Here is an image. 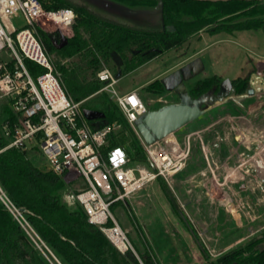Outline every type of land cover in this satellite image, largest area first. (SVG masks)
<instances>
[{
  "label": "trees",
  "instance_id": "trees-1",
  "mask_svg": "<svg viewBox=\"0 0 264 264\" xmlns=\"http://www.w3.org/2000/svg\"><path fill=\"white\" fill-rule=\"evenodd\" d=\"M39 1L45 11L70 10L74 14L70 27L72 36L66 38V45L60 49L56 48L61 41L58 32L35 30V36L68 97L74 102H82V111L101 115L87 120L89 124L95 127L113 123L122 125L119 131L110 135L102 153L121 147L133 162L142 164H147L148 160L134 131L107 95L98 93L102 84L96 79V73L104 68L102 64L111 68L114 77L121 78L200 32L230 35L239 31H264V1L110 0L135 12L151 13L153 19L156 18L154 25L104 15L77 0ZM167 26H172L174 31L167 32ZM11 38L17 47L14 35ZM69 59L72 60L70 64L63 63ZM22 62L33 78L46 71L23 56ZM9 68H13V61ZM249 80L250 75L232 79L231 91L225 96L243 95ZM222 81L218 76L203 78L193 84L188 94L192 99L209 92L217 94ZM144 91L155 96L166 92L157 80ZM95 94L101 99L99 107L87 106L89 98ZM4 111L11 124L14 116L9 102ZM6 144L0 131V187L17 209H25L22 213L26 221L59 264H159L142 234L141 254L130 250L120 253L98 226L88 223L79 203L66 204L63 195L67 185L61 177L34 166L27 151H1ZM156 181L171 210L183 219L184 215L165 181L161 177ZM107 225L110 226L111 222ZM187 227L197 243L203 264H264V233L251 238L246 245L237 246L211 260L193 228L188 223ZM47 255L45 253L56 264ZM0 264H49L1 202Z\"/></svg>",
  "mask_w": 264,
  "mask_h": 264
},
{
  "label": "rangeland",
  "instance_id": "rangeland-1",
  "mask_svg": "<svg viewBox=\"0 0 264 264\" xmlns=\"http://www.w3.org/2000/svg\"><path fill=\"white\" fill-rule=\"evenodd\" d=\"M77 1L87 3L104 15L122 18L121 20L136 21L144 25L156 23V18L154 20L151 13L135 12L110 0ZM7 25L16 31L25 27L20 16H14L7 21ZM40 29L47 33L57 32V29L48 23L40 26ZM63 30L65 38L72 36L71 29L63 27ZM203 33L199 39L194 35L179 47L158 55L142 73L135 72L122 76L119 78L117 88L125 91L137 90L150 111L163 107L164 105L155 101L159 96L144 91L149 84L134 87L137 79L140 78V74H143L140 78V81H143L162 70H166L167 75L173 70L176 71L177 66L183 64L179 61L190 55L193 50L196 51L220 37H211L210 34ZM235 37L232 44L219 43L200 54L207 68L202 78H192L191 70L180 74L184 93L188 94L196 81L205 76L210 77L212 73L220 74L224 80L241 75L238 72L246 60L247 52L251 49L264 52L263 30L236 34ZM236 41H240L239 48L235 44ZM11 59L12 55L8 49L0 52V61L10 62ZM71 62V59L63 61L66 64ZM102 65L111 71L109 66L104 63ZM247 70L248 73H245L244 77L250 75L248 88L254 91L252 96L244 93L240 96H224L218 100L215 99V94L205 93L198 103L202 115L155 144L156 148L165 151L174 147L171 142L178 146L176 152L181 153L179 160L181 168L167 178L165 183L194 229L199 242L208 251L211 260L237 246L246 245L252 237L264 233V104L261 103V99L264 98V61L261 65L259 63L250 65ZM174 95V91L166 90L161 97L169 104H176L178 100ZM97 96L95 94L89 98L86 105L99 107L101 99ZM255 99L257 108L248 113L247 106ZM7 105V101L0 100V131L7 119L4 111ZM135 136L143 148L138 132ZM242 138L245 139L244 144ZM260 150L262 157H255ZM29 158L34 166L44 170L45 160L41 154L29 152ZM144 166L151 171L149 165ZM138 192H141L142 197L119 202L112 206L111 211L134 252L139 253L140 234H145L160 257L165 258L174 244L180 246L184 243L182 235L186 232L170 210L155 180L148 182ZM146 197H149V200ZM166 228L170 233L167 231L169 235L161 238ZM27 237L48 263L53 264L52 260L45 256L46 250L43 254L28 235ZM195 250L192 246V264L198 262ZM53 261L58 264L54 259Z\"/></svg>",
  "mask_w": 264,
  "mask_h": 264
},
{
  "label": "built area",
  "instance_id": "built-area-1",
  "mask_svg": "<svg viewBox=\"0 0 264 264\" xmlns=\"http://www.w3.org/2000/svg\"><path fill=\"white\" fill-rule=\"evenodd\" d=\"M62 12L71 15L68 22L70 30L74 20L70 10L45 11L39 0H0V52L8 49L12 55L10 62L13 61L12 69L9 68L10 62L0 61V100L9 102L14 116L11 124L6 120L2 126L1 133L7 144L1 151L14 149L41 154L45 160L44 170L61 177L67 185L63 195L66 204L71 206L79 203L88 223L98 226L120 253L130 250L135 254L111 208L129 200L157 177L167 181L181 168V153L176 152L178 146L175 142H171L174 147L165 151L155 147L157 142L148 146L141 140L151 171L145 164L133 162L121 147L102 153L110 135L121 129L122 125L113 123L95 127L88 123L82 112V102H74L68 97L35 36L36 28L40 29L46 23L62 33L63 27L58 26L54 20V15ZM14 16H20L25 23V27L19 31L7 25V21ZM22 32H27L37 47L40 54L38 58L22 50L18 38ZM12 35L17 47L12 41ZM16 48L24 58L42 66L46 71L33 78L23 65L22 56ZM96 79L102 84L98 93L107 95L136 133L135 122L150 111L140 94L135 89L127 92L119 90V78L114 77L107 68L100 69ZM160 97L155 100L158 104H169L165 98ZM169 168L173 170L169 171ZM0 202L37 248L43 254V250H46L57 262L36 236L24 214L8 200L1 187ZM108 222H111L110 226Z\"/></svg>",
  "mask_w": 264,
  "mask_h": 264
},
{
  "label": "water",
  "instance_id": "water-1",
  "mask_svg": "<svg viewBox=\"0 0 264 264\" xmlns=\"http://www.w3.org/2000/svg\"><path fill=\"white\" fill-rule=\"evenodd\" d=\"M198 2H228L232 0H192ZM252 1H264V0H252ZM167 32H173L172 26L166 27ZM60 35V43L56 45L57 49L66 45V38L60 31H57ZM192 69V63L181 68L179 71L164 78L160 83L165 90H172L177 96L178 103L168 104L157 110L147 112L144 116L139 118L135 122V128L143 140V142L150 146L154 143L165 139L168 135L178 131L182 127L186 126L190 122L194 121L202 115V111L199 108L198 103L200 97L192 99L189 94L183 92V85H181V73L189 72ZM192 71V70H191ZM118 78V77H117ZM231 91V84L228 80H223L220 84V89L215 94L218 100L224 98ZM247 96H252L254 91L250 88L246 91ZM204 95V94H203ZM83 115L86 120H94L101 115L97 112L83 110ZM149 163V162H148ZM109 198H106L108 200ZM21 212H25V209H20Z\"/></svg>",
  "mask_w": 264,
  "mask_h": 264
},
{
  "label": "crops",
  "instance_id": "crops-1",
  "mask_svg": "<svg viewBox=\"0 0 264 264\" xmlns=\"http://www.w3.org/2000/svg\"><path fill=\"white\" fill-rule=\"evenodd\" d=\"M61 26L68 28V24L67 25H61ZM245 32H249V31L234 32L233 34H230V35L229 34L223 35L224 33H219V34L211 35V37H214V36H220V37L211 40L209 43H206V45H204L203 47H201L200 49H198L196 51L193 50V52L190 55L184 57V59H182L181 61H179V62H183V64L181 65V63H180L179 64L180 66H177L178 68H176L177 69L176 71H179L182 67H185L186 65L192 63V69H191L192 70V78H196V77L202 78L201 76H203V74H206L207 68H206V65L203 62V59L200 57V54L203 53L204 51L210 50L216 44H219V43L232 44L233 43L232 41L234 40L233 37L236 38L235 37L236 34H241V33L243 34ZM203 34H204L203 32H200L199 34H197L196 38L197 39L201 38ZM239 42L240 41H236V43H235V44H237L236 46L238 48L240 46V45H238ZM247 53L248 54H246V60L242 63L241 68H240V70L238 72V74H241V75H236V77H244V74L245 73H248V70L247 69H248V67L250 65H252V64L254 65V63H259L261 65L262 64V61H264V52L263 51H254L253 49H251ZM156 58H154V59H156ZM154 59H152V60L148 61L147 63L143 64L142 66H140L136 70L128 73V75L131 74V73H135V72L142 73V71L146 67H148V65L150 63H152V61ZM211 63H212V59L210 61V64ZM176 71L173 70L172 73H170V74L167 75V74H165L166 70H162L161 72L157 73L155 76H153V77H151L149 79L143 80V81H140V78L143 77V74H140V76H139L140 78L137 79V81H136L137 83L134 85V87H137V88L138 87H143L144 85H148V84H150L151 82H153L155 80L161 82L164 78H166L169 75L175 73ZM212 74H213L212 76H219L221 78L220 74L219 75H217L216 73H212ZM207 77L208 76H205L204 78H207ZM236 77H234V78H236ZM222 80H224V79H222ZM226 80L231 81L232 79H226ZM121 91L127 92V91L122 90V89H121ZM263 99L264 98L261 99V103L264 104V100ZM256 104H257V102H256V99H255L252 102V104H250V105L247 106V110H248L247 112L250 113L251 110L255 109ZM244 143H245V139L242 138V144H244ZM260 153H261V150L257 152V154H256L255 157H260L261 158L262 157L261 156L262 153L261 154ZM156 184L158 185L157 181H156ZM158 187H159V185H158ZM140 197H142L141 196V192H137L128 201H130L132 198H138L139 199ZM146 198H148L147 200H149V197H146ZM176 202H177V200H176ZM148 203H149V201H148ZM178 207H179V205H178ZM179 209H180V207H179ZM170 210H171V208H170ZM172 213L175 215V218L182 225V227L184 229L183 231H185L186 233L185 234L182 233L183 234L182 235V238L184 237V243L181 244L180 246H177L176 244H174L173 247L171 248L172 249L171 252H169L168 255H165V258L164 257L163 258L160 257V255L158 254V251L155 250L153 243L149 239H147V237H146L145 234H142V236L147 241L149 247L153 251V254L156 257L157 261L159 262V264H192V246H193L196 249L195 251H196V256H197V259H198V262L195 263V264H203V260H202V257L200 255V253H199V250H198V247H197V243L194 240V238L192 237V233L189 231V228L187 227V223L189 224L188 220L185 218V216H184L185 219L184 218L181 219L173 211H172ZM184 220H186L187 223H185ZM189 226L192 229V226L190 224H189ZM179 230H182V229L179 228ZM167 231H168V229L166 228L165 232L162 233L161 238L162 237H167V235H169L168 234L169 231L168 232ZM142 252H143V249H142V245H141V248L139 250V253L141 254Z\"/></svg>",
  "mask_w": 264,
  "mask_h": 264
},
{
  "label": "bare ground",
  "instance_id": "bare-ground-1",
  "mask_svg": "<svg viewBox=\"0 0 264 264\" xmlns=\"http://www.w3.org/2000/svg\"><path fill=\"white\" fill-rule=\"evenodd\" d=\"M70 19L71 15L67 12H62L54 15V20L57 21L58 26L67 25ZM18 38L20 39L22 50H24L28 55L34 58L39 57V51L35 44L32 42L27 32H22L21 34H19ZM170 173L172 174V172Z\"/></svg>",
  "mask_w": 264,
  "mask_h": 264
}]
</instances>
